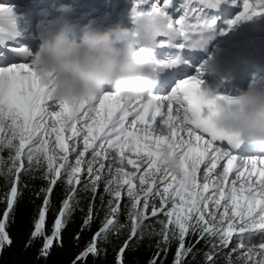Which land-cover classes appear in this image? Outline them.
<instances>
[{
  "label": "snow or ice",
  "instance_id": "snow-or-ice-1",
  "mask_svg": "<svg viewBox=\"0 0 264 264\" xmlns=\"http://www.w3.org/2000/svg\"><path fill=\"white\" fill-rule=\"evenodd\" d=\"M199 2L202 7L185 6L184 15L176 20L167 12L171 0H154L147 11L139 10V5L134 4L130 15H148L153 19L159 36L167 38L160 41V46L168 44L184 49L188 45H174L173 41L181 36L189 41L198 29L196 47H201L211 38L209 33L216 20V17L205 18L204 8L216 7L220 0ZM243 8L229 22V27L264 14V0L252 3L243 0ZM190 14L196 17L195 25L188 22ZM19 18L14 5L0 3L3 25L0 45L8 48L9 55L27 59L30 48L26 43L14 47L7 43L18 41L23 35ZM180 63L179 57L169 58L160 61L159 67L174 68ZM199 76L197 69L194 75L175 81L170 92L163 95L150 92L124 99L105 90L86 100L68 101L51 95L29 62L0 66V133L3 134L0 149H9L11 165L7 173L15 176L8 209H12L18 196L17 182L22 170L44 167L49 184L45 191L49 194L62 175L67 177L66 182L73 186L74 192L80 174L86 171L85 188L95 194L103 180L104 191L112 198L110 216L101 232H107L116 223L123 190L132 209L128 215L132 221L129 240L148 218L151 207L152 217L159 213L166 217L160 221L163 242L168 243L170 236L179 241L174 264H183V258L201 241L228 247L234 239L238 244L233 251L240 252L244 264H264V155L238 159L232 154L229 148L237 149L241 144L239 139L219 133L212 125L218 102L225 97L202 91ZM49 102L58 110H51ZM157 117H161L162 128H154ZM215 142H226L228 147L221 148ZM73 154L75 158L70 160ZM168 157L176 161L174 166L166 162ZM157 199L159 206L155 203ZM44 203H48L47 196ZM68 208L69 201L65 200L61 217ZM8 215L5 211V219L0 220V251L12 243L6 231ZM44 219L42 209L31 234L33 238L42 234ZM62 227V220L57 218L53 233L44 237L43 254L59 238ZM257 233L261 234L260 242L252 243ZM189 235L193 237L192 246L185 245ZM96 252L93 243L81 256ZM158 260L157 256L150 264H158ZM206 260L207 264H213L210 254Z\"/></svg>",
  "mask_w": 264,
  "mask_h": 264
},
{
  "label": "clouds",
  "instance_id": "clouds-1",
  "mask_svg": "<svg viewBox=\"0 0 264 264\" xmlns=\"http://www.w3.org/2000/svg\"><path fill=\"white\" fill-rule=\"evenodd\" d=\"M36 50L29 49L33 70L48 91L63 100L89 99L105 90L124 99L153 92L160 78L157 27L148 15H130L131 26L89 20L44 9ZM218 102L212 125L224 135L264 148V83L252 81ZM174 166L176 161L168 157Z\"/></svg>",
  "mask_w": 264,
  "mask_h": 264
},
{
  "label": "trees",
  "instance_id": "trees-1",
  "mask_svg": "<svg viewBox=\"0 0 264 264\" xmlns=\"http://www.w3.org/2000/svg\"><path fill=\"white\" fill-rule=\"evenodd\" d=\"M3 153L5 157L8 156L6 149ZM14 179L13 175L0 174V220L5 219L4 212L7 211L6 231L12 240L11 245H6L0 251V264H150L157 256L158 264H174L179 244L170 240L166 245H161L160 221L166 220V217L162 213L152 217L151 207L147 212L148 218L140 223L131 240L132 221L128 215L132 209L123 199L120 200L116 223L109 226L107 232L100 231L107 218L106 209L111 199L104 191L103 181L99 182L94 194L90 188H85L88 179L81 175L80 183L75 185L73 192L66 182L67 177L62 175L49 194L45 191L49 184L44 171L41 167H34L19 174L18 196L9 210L7 200ZM46 196L47 205L44 203ZM65 200L69 201V208L61 217ZM42 209L45 210L42 234L33 238L31 234L35 231ZM57 218L62 220L63 227L59 238L54 240L45 255L42 253L44 237L53 233ZM119 228L122 232H119ZM260 239L261 234L257 233L252 243H259ZM93 243L97 252L81 256ZM185 245H193L191 235L186 238ZM211 245L201 241L192 247V251L183 258V264H207L206 257L212 251ZM121 248H124L122 253ZM211 256L213 264H230L218 252Z\"/></svg>",
  "mask_w": 264,
  "mask_h": 264
},
{
  "label": "rangeland",
  "instance_id": "rangeland-1",
  "mask_svg": "<svg viewBox=\"0 0 264 264\" xmlns=\"http://www.w3.org/2000/svg\"><path fill=\"white\" fill-rule=\"evenodd\" d=\"M87 1H89L91 3L93 0H87ZM120 1L119 0H104L102 2V6L104 7V11H106V12H112V10L113 11H117L118 8H116V7H117L118 3H121ZM187 1L188 0H184V1L183 0H180V3L186 4ZM224 1H226V3H228V5L230 6V12L227 13V15L225 16V19L223 21V24L221 25L220 30L217 32L219 38H218V40H217L216 43L219 42V39L220 40H223V41H227V40L234 39V38H236V39L237 38H239V39H242L243 38V42L246 40L247 42H249V43L246 42L247 44H252V45L255 44L256 42L254 41V39L256 37L253 34L255 33V31H256L257 28H260V27H263L264 26V14H260L258 16H253L250 19L240 20L237 23L231 25V27H229V22L232 21L233 19H235V17L241 11H244V8H243V0H235V2H233V0H224ZM28 2H29V0H24V2H22V3L25 6V5H27ZM152 2H154V0H150L149 6H151V3ZM252 2H253V0H250V3H252ZM0 3L10 4V5H14V6H17V4H19V2L18 3L16 2V0H0ZM198 3H199V0H195L194 6L199 7ZM97 4H99L98 0L96 2H94L93 4H91L90 8H93V9L101 8V6L99 7V5H97ZM186 7L188 8L189 5H186ZM124 8H126V7L124 6ZM185 10H186V8H185ZM167 12H168V14L170 16L173 17L174 20H176L175 18L179 14L181 16L184 15L181 10H177L176 14L175 13H169L168 10H167ZM28 23L29 22H28V18H27L26 19V25H27L26 27L27 28H28ZM22 29H23V35H22L21 39L24 38L25 35H26V32L24 31V28H22ZM256 39H258V38H256ZM258 42L264 48V39L263 38L258 39ZM7 43H8L9 46H12V47L17 46L16 44L15 45L10 44L9 41ZM39 43H38V45H39ZM246 43L244 42L241 45L246 46ZM0 48H2L5 53H8V48L4 47L3 45H0ZM10 57H11V55H10ZM16 58H12L9 62H6V63H25V62H29L30 61V58H27V59H24V58H17L16 59ZM263 58H264V55H263ZM1 59H3V57L0 58V60ZM6 63H0V66H3ZM202 70H203V72L207 73L208 68L202 69ZM194 74H195V72H193L191 75H194ZM171 87H173V86H171ZM171 87L168 90L163 91L162 94L161 93L160 94L161 95L167 94L168 92H170ZM49 107H50L51 110H58L57 106L52 105L51 102H49ZM129 119H131V118H129ZM158 120L159 119H156V122ZM0 135H3V134L0 133ZM216 146H219L221 148H225V147H223L221 145H218V144H216ZM4 149L7 150L8 156H6V157L4 156V153H3V150ZM9 154H10L9 149H7V148L0 149V161H2V163H0V174L9 175L7 173V169L11 165V161L9 160ZM232 154L233 155H236L238 157V159L241 156L255 155V154H252V153H241V154H238V153H235V152H232ZM129 155H132L133 158H134V154L133 153H129ZM74 158L75 157H74V154H73L71 156L70 160H74ZM224 162L225 161H221V163H224ZM25 167H27V162L26 161H25ZM129 168H130V166H129ZM41 169L43 171H45L44 167H41ZM21 172H23V170ZM81 175H84L85 178L88 179V175H87V172L86 171L83 172L82 174H80V176ZM137 183H138V181H137ZM71 188L73 189V186H71ZM121 199L126 200V203L131 205V202H130V200L128 199V197L126 195V191H123L122 190ZM151 202L152 201L150 199V204H151ZM114 203H115V201H113V205L112 206H115ZM142 203H143V201H141V205L140 206H142ZM155 203L157 204V206H159V200L158 199L155 201ZM106 212H107V218H108L110 216V207H109V205H108V207L106 209ZM115 218H117V213L115 214ZM119 232H122L121 231V228H119ZM170 240L173 241V242H177V244H179L178 239H176L175 237H171L170 236L169 237V241ZM213 243H215V242H213ZM213 243L211 245L212 251H210V253H209L210 255H213V254H215V252H218L230 264H244V261L239 258L240 257V252L239 251H233V248H235L237 246V244H238V240L234 239L228 247H223V246L219 245L218 243H215V247H213ZM161 245H166V243L163 242V238L161 240Z\"/></svg>",
  "mask_w": 264,
  "mask_h": 264
},
{
  "label": "bare ground",
  "instance_id": "bare-ground-1",
  "mask_svg": "<svg viewBox=\"0 0 264 264\" xmlns=\"http://www.w3.org/2000/svg\"><path fill=\"white\" fill-rule=\"evenodd\" d=\"M35 1L36 0H29L27 5L24 6L22 3V2H24V0H16L17 3L19 2V4L16 3L17 6H15L17 14L20 16V18L18 20V25L21 29L24 28L26 35L22 39L18 38V41H12L13 43L11 41H9L10 44H12V45H15V44L18 45V43L19 44L26 43L28 45V47L31 48L33 51L38 48V46H39L38 43L40 41V38L38 37V32L36 30L35 21H36L37 17H39L38 14L42 10H44L43 8H40V9L35 8V5H34ZM42 1H44V0H42ZM46 1L57 2L59 0H46ZM75 1L77 2L78 0H75ZM75 1L69 0V2H66V3L67 4H69V3L74 4ZM120 2L121 3H118V5L116 7V8H118L117 11H119L124 6H126V8L129 9L134 4H138L139 9L141 8L140 10H149L147 7H145V5L149 6L150 0H121ZM194 2H195V0H190V2L188 0L187 3L184 4V3H180V0H172L170 5H169V8L167 10L169 11V13L177 12V10H181V11L185 12V6L188 5V3H191V6H192ZM85 3L88 4V1L86 0ZM207 3H209V1L204 0V4H207ZM199 4L201 5V7L203 6V4H201L200 2H199ZM51 5H53V4H51ZM87 6H89V5H87ZM196 8H198V7H196ZM211 8L216 9L219 15H222V14L227 15V13L230 12V6L224 0L221 3H219L216 7H211ZM65 10H69L68 7H66V9H60V12H63ZM96 10H98V8ZM88 11L92 12L93 10L89 9ZM122 13L127 14V12H125V10ZM118 16L119 15L116 11L112 10V12H106V11H104V7H101V9H99L97 11V13L95 15H93L92 17H94L96 19H102L103 21H107V22H115L117 20ZM27 18H28V22H29L28 28L26 27L27 26L26 25V19ZM129 19H130V16L128 15L127 20H129ZM0 26H3V25L0 24ZM263 28L264 27H262L260 29H263ZM254 36L258 39H261L258 36H256L255 34H254ZM256 38L254 39V41L256 43L253 45L247 44L249 42H247L246 40L244 41L245 43L247 42L246 46L241 45L244 43L243 38L242 39L234 38V39H230L227 41H223V40L219 39V42L216 43L215 45L219 46L222 50H225L227 52L231 51L233 53H236V52L243 53V55L247 56L248 59L257 58L259 60V62L261 60V62L257 65H259L260 68H263L264 67V64H263L264 63V58H263L264 48L261 46V44L258 42V39H256ZM247 49H248V51H246ZM260 49L262 52L260 51ZM2 57H3V59L0 60V63H6V62H9L12 58H16L15 56L10 57V55L8 53H5L4 50L2 48H0V58H2ZM28 58H30V57H28ZM203 64H205V63H203ZM255 73H257V71H251L250 72V74H255ZM258 73L260 75V73H262V72H258ZM206 75L207 74L205 72H203V70H202V71H200L199 77H205ZM260 77L263 78L264 73H263V76H260ZM246 87L247 86H245L243 88H246ZM166 90H168V87H165L163 90H159L157 92L153 91V92H154V94L161 95L163 93V91H166ZM228 93L230 94V92H228ZM157 119H159V120L157 122L156 121L154 122V127L155 128H162L163 125L161 123V117H158Z\"/></svg>",
  "mask_w": 264,
  "mask_h": 264
}]
</instances>
